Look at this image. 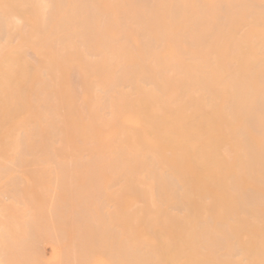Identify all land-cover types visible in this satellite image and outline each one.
<instances>
[{
  "label": "bare ground",
  "instance_id": "bare-ground-1",
  "mask_svg": "<svg viewBox=\"0 0 264 264\" xmlns=\"http://www.w3.org/2000/svg\"><path fill=\"white\" fill-rule=\"evenodd\" d=\"M0 115V179L69 170L54 261L264 264V0H0Z\"/></svg>",
  "mask_w": 264,
  "mask_h": 264
},
{
  "label": "rangeland",
  "instance_id": "rangeland-1",
  "mask_svg": "<svg viewBox=\"0 0 264 264\" xmlns=\"http://www.w3.org/2000/svg\"><path fill=\"white\" fill-rule=\"evenodd\" d=\"M2 116H3V118H10L11 116H12V118H15V117H13V116H16V117H17L18 115H7V116H9V117H6V116L4 117V115H2ZM19 116H21V115H19ZM26 117H27V116H26ZM29 117H30V116H29ZM31 117H32V116H31ZM33 117H34V116H33ZM0 118H1V115H0ZM21 118H23V117L21 116ZM27 118H28V117H27ZM1 124H2V123H0V125H1ZM3 124H6V123H3ZM3 124H2V125H3ZM9 124H11V123H9ZM9 124L7 123V125H5V127L1 125V128H2V127L6 128V127L8 126V129H9ZM25 124H26V123H25ZM25 124L22 123V125H25ZM14 125H15V124H14ZM27 125H28V124H27ZM34 125H35V124H34ZM29 126H30L29 128L31 129L32 125L30 124ZM12 127H13V125H12ZM12 127H11V128H12ZM17 127H18V126H17ZM34 127H35V126H34ZM1 128H0V131L3 130V129H1ZM14 128H15V126L12 128V130L9 129V130H10V133L8 132L9 135H10V134L12 135V136L10 135V137H12L13 140H14V138H16L17 136L19 137V135H17L19 130H18L17 133H16V131H14V130H16V129H14ZM19 128H20V127H19ZM19 128H17V129H19ZM25 128L27 129L28 127L25 126ZM25 128H24V129H25ZM29 128H28V129H29ZM6 129H7V128H6ZM8 129H7V131H9ZM13 129H14V130H13ZM21 129H23V128H21ZM4 131H5V130H4ZM11 131H12V132L14 131V133H16V134L11 133ZM23 131H24V130H23ZM23 131L20 130V136L23 137V138L21 137L22 140H26L27 137L23 136V133L21 134V132H23ZM25 131H26V130H25ZM0 133H3V131L0 132ZM6 133H7V132H6ZM6 133H5V135H6ZM24 134H25V133H24ZM9 135H7L5 138L3 137L4 139L1 137V136H4V135L1 134V136H0L1 139H3L2 142H4L3 145L5 146V147H3V145H2V148L0 147V148L2 149V151H3L4 149H7V148H6V145L8 144V142H10V141L12 140V138H11L10 141L5 140L7 137H9ZM16 135H17V136H16ZM28 137H29V136H28ZM36 137H37V136H34V137L30 138V139H34L33 141H35V140L37 141V138H36ZM42 137H43V136H42ZM42 137H40V139H39V136H38V140H41V139L44 138V137H43V138H42ZM7 139H10V138H7ZM16 139L18 140V138H16ZM30 139L27 138V140H30ZM44 139H46V138H44ZM46 140H47V139H46ZM0 141H1V140H0ZM6 141H8V142H6ZM44 141H45V140H44ZM9 145H10V144L7 145V147H8L7 150H8L9 153H11V152H12V151H11V150H12L11 148H13V147H11V148L9 149V147H10ZM26 148H27L26 151H27V150L29 151L31 147H26ZM14 149L17 150L16 147L13 148V151H14V152H12V153H15V152H16ZM24 149H25V147H24ZM7 150H4V151H3L4 154H3V152L0 153V154L3 155V158H5V157H4L5 155H6L7 157H9L10 154L7 155V154H8ZM20 150H21V148H20L18 151L20 152ZM39 150H40V149H39ZM10 151H11V152H10ZM18 151H17V153H18ZM28 151H27V152H28ZM37 151H38V150H37ZM40 151H41V150H40ZM0 152H1V151H0ZM6 152H7V154H5ZM21 152L24 153V151H21ZM32 152H33V149H32ZM41 152H43V149H42ZM44 152H45V151H44ZM31 154H32V153H31ZM31 154H30V155H31ZM37 154H38V157H39V155H40L41 153H37ZM37 154H35V155L37 156ZM43 154H44V153H43ZM48 154H51V153H48ZM48 154H44V155H47V157H48V156H49ZM14 155H15V154H14ZM28 155H29V153L27 154V156H28ZM33 155H34V154H33ZM35 155H34V156H35ZM10 156H12V158H14L12 154H11ZM17 156L20 157V156H19V153H18V155L16 154V159H17ZM34 156H33V157H34ZM41 156H42V155H41ZM41 156H40V157H41ZM7 157H6L5 159H3V161H4L5 163H8V162H6L5 160L8 161L9 158H10V157H9V158L7 159ZM30 157H32V156H30ZM30 157H29V158H30ZM40 157H39V158H40ZM44 157H45V156H44ZM20 158H21V157H20ZM41 158H42V157H41ZM41 158H40V159H41ZM48 158H49V159L45 158L46 161H47V160H50L51 162H50V163H49V162H46L45 164H44V163H39L41 166L38 165V163H36V165H34V163L31 162V163H33V165H31V163L28 162L30 165L28 166V165L26 164V167H25L26 169H27V168L30 169V170H28V171H26V169H24V166L22 167V168H23L22 171H25V172H26L27 174H29V176H31V177H29L28 175H26L25 172H21V171H20L21 173L19 174V172H13V170H11V171H10V172H11V173H10V176L7 177L8 179H6V176H7V175H6V176H3V174L1 173V175H2V176H1L2 181H1V179H0V186L2 187L3 184H5V186L2 187L3 189L0 187V202H1L2 200H4V199H5V200L2 201L1 204H0V210L2 209V211H3V212L0 211V215H1V216H0V218H1L0 222H2V224H3V223H5V224L8 223L7 226H9V225L11 226V225H13V224H14L15 226L13 225V226H14V230H13V227H12V226H11V227H12V229H11V227H7L6 225L4 226V225L0 224V226H1V227H0V234L3 236V237H2V236L0 235V241H1V242H0V246H1V247H0V248H1V249H0V253H1V252L3 253V254L1 253V255L8 254V255H6L5 257H3V256H1V257H2V258H6V257H7L6 260H7V259L9 260V262H6V263H5L4 259H2V258L0 257V260H1V259L3 260V262H2V260H1L0 264H3V263H4V264H8V263H9V264H15V263H16V264H21V263H22V264H24V263L29 264V263H27V262H29L30 259H32V260H30V261H31L30 264H39L40 262H41V264H44L45 261L47 262L46 264H49V263H50V264H54V262H55V264H61V263H59V262H60L59 258H57L59 262L56 261V260H57L56 258H55V261H54V255H55V253H57V252H56L57 248H55V246L53 247V244L56 245V246L58 247L60 253H61V252L65 253V251H63L64 249H63V250L61 249L62 251L60 250V247L62 248L63 243H64V244L67 243L66 241H65V242H62V240H66V237H67V234H68V232H67V227H66L67 224H66L65 226H63L64 228L66 227V228H65L66 230H63L64 228L62 229V226L60 225L61 228L58 227V228L60 229V230H58V232L56 231L57 228L55 227L54 224L58 225V224H62L64 221L67 222V218H65V215L67 214V212H66V214H64V215L62 214V216H64V217H62L61 214H60V216H61V217H60L61 219H60L59 216L57 217V215H59V214H58L59 212L56 210L57 212L55 213V210H54L52 207H55L54 205H55L58 201H60L61 204H60L59 202H58V203H59L60 205H59L58 203H57V204H58L60 207H62V205H63L62 208H64L65 203L68 204V202H65V201H67V200L69 199V198L66 199V198L68 197L66 193H67V188L69 187V185H68V187H66V186L63 187V185H66L67 182L64 181L63 179H61V180H59V179H60V178H63V176H64L65 174L68 175V174H69V170L65 169V167L63 168V165L65 166V164H64V160H62V157H61V159H60V158L58 159V166H56V165H52V161H53V160H52V156H51V159H50V157H48ZM54 158H55V157L53 156V159H54ZM56 158H58V157H56ZM0 159H2V158H0ZM10 159H11V158H10ZM23 159H24V157H23ZM33 159H34V158H33ZM35 159H36V158H35ZM40 159H37L38 162H41ZM45 159H43V161H45ZM19 160H21V159H19ZM19 160H18V163H20ZM25 160H28V158H27V159L25 158ZM55 160H56V159H54L53 162H55ZM59 160H60V161H59ZM3 161H2V162H3ZM11 161H13V160L11 159ZM30 161H31V160H30ZM4 162H3V163H4ZM16 162H17V161H16ZM16 162H15V163H16ZM22 162H23V161H22ZM22 162H21V163H22ZM24 162L26 163V161H24ZM56 162H57V160H56ZM56 162H55L54 164H56ZM60 162H62L63 165L61 164V165H62V166L60 165L61 168L58 169V167H60V166H59V163H60ZM48 163L51 164V165H49ZM8 164H9V163H8ZM12 164H13V163H12ZM22 164H24V163H22ZM98 164H99V163H98ZM98 164H97V165H98ZM5 165H7V164H5ZM5 165H4V164H3V165H0V166H2V171H4V170H3V168H4L3 166H5ZM16 165H17V164H16ZM19 165H21V164H18L17 166H19ZM24 165H25V164H24ZM73 165H74V164H73ZM76 165H78V164H76ZM81 165H82V164H81ZM84 165H85V164H84ZM87 165H88V164H87ZM89 165H91V164H89ZM99 165H101V163H100ZM102 165H103V164H102ZM11 166H12V165H11ZM27 166H28V167H27ZM31 166H32V168L38 166V168H37V169H35V168L32 169ZM42 166H44V168H45V167L47 168L48 166H49V167L52 166L53 168L56 167V168L58 169V172H59L60 170L62 171V169H64L63 172L65 171V172H64L65 174H64V175L62 174V175H60V177H59V174H60V173L58 174L57 171H56V172L54 171V170H56V169H53L54 174L56 173L57 176H56V175H52V174H53V171L51 172V168H49V167H48V168H49V170H48L49 172H48V173H44V172H47V171H45L46 168L44 169ZM6 167H7V166H6ZM6 167H5V168H6ZM8 167H9V166H8ZM8 167H7V168H8ZM29 167H30V168H29ZM0 168H1V167H0ZM5 168H4V169H5ZM12 168H13V167H12ZM15 168H16V170H14V171H18V170H17V167H14V169H15ZM39 168H41V169H39ZM19 169H21V168H19ZM34 169H35V170H34ZM33 170H34V171H37V170L40 171V172H38V171L36 172L37 175H38L39 177H38L37 175H36V176H32V175H35L34 172H33ZM0 171H1V170H0ZM5 171H6V170H5ZM29 171H31L32 173H31V172L28 173ZM41 171H42V172H41ZM61 171H60V172H61ZM6 172H7V171H6ZM8 172H9V169H8ZM63 172H62V173H63ZM4 173H5V172H4ZM23 173H24V174H23ZM39 173H41L42 176H40L41 174H39ZM43 173H44V175H43ZM6 174H7V173H6ZM11 174H13V175H11ZM30 174H32V175H30ZM4 175H5V174H4ZM16 175H17V176H20V177H16V178H15ZM46 175H48V177H47ZM50 175H51V176H50ZM66 175H65L64 177H66ZM21 176L24 178V180L22 179ZM44 176H45V177H44ZM49 176H50V177H55V176H56V177H55V178H56V182L59 181V182H60V183H59L60 185H57L58 183L56 184V182H54V185H53V183H52L53 180H51V179H54V178H49ZM2 177H3V178H2ZM4 177H5V179H4ZM32 177H35V178H32ZM37 177H38V178H37ZM42 177H43V179H42ZM57 177H59V178H57ZM10 178H12L13 180H14V178H15V179H17V180H15V181L13 182V180H10ZM19 178H20V179H19ZM31 178H32V179H31ZM39 178H40V181H41V179H42L41 183H40V181H39ZM67 178H68V176H67ZM67 178H64V179H67ZM3 179H4V180H3ZM21 179H22V180H21ZM30 179H31L33 182H32ZM34 179H35V180H34ZM37 179H38V181H36ZM29 180H30V182H28ZM49 180L52 181V182H51L52 184L50 183ZM62 180H63L64 182H66V184H64ZM80 180H81V179H80ZM80 180H79V181H80ZM20 181L22 182L21 185L19 184L21 187H20V189H19V187H18L17 189H19V190L22 191L21 194L18 193L19 190H18V192H17V189H16V185H17V184H15V183H21ZM23 181H24L25 186H26L27 188L24 186ZM35 181H36V182H35ZM67 181H68V179H67ZM3 182H4V183H3ZM31 182H32L33 185L31 184ZM37 182H39V183H37ZM47 182H48V184H51V187H50L51 190H52V191L50 192L51 194H50V193L48 194V190H49L50 188H48L49 185L47 184ZM28 183H29L30 185H29ZM36 183L38 184V186L36 185ZM1 184H2V185H1ZM41 184H42V185H41ZM62 184H63V185H62ZM12 185H15V187L12 186ZM19 185H18V186H19ZM34 185H36V186H34ZM44 185H46V186H44ZM78 185H80V184H78ZM43 186H44V187H43ZM57 186H59L60 191L62 190V191H61L62 193L59 191V188H57V190H54V188L56 189ZM60 186H61V187H60ZM12 187L15 188V189L13 188V191L11 190ZM22 187H23L24 189H21ZM30 187L32 188V190H33V188H34V190H33V191H34V194L36 193L37 195H36V194H35V195L33 194V192H32V190L30 189ZM37 187H40V188L42 187V188H43V189L41 188V189H42V192L44 191V188L47 187V189L44 191L45 194L42 193V192H41V189H40V188H37ZM52 188H53V189H52ZM61 188H62V189H61ZM5 189H6L7 192L5 191ZM28 189H29V190H28ZM35 189H36V190H35ZM2 190H4V192H2ZM15 190H16V192H15ZM11 191L15 193L14 196L12 195L13 193H11V195H10V192H11ZM29 191H31V192H29ZM56 191H59L58 193H61V195H60V194L58 195V194L56 193ZM5 192H6V194L3 196L2 193H5ZM24 192H26V193H24ZM39 192H40L41 195H38ZM65 192H66V193H65ZM55 193H56V194H55ZM63 193H64L67 197H63V196H64ZM19 194H20V195H23V198L26 197V199L24 200L21 196H20L21 199H20V198L17 199V198L19 197V196H18ZM32 194H33V195H32ZM52 194H55L56 196H60L61 198H60V197L57 198L55 195L52 196ZM15 195H16V196H15ZM24 195H25V196H24ZM43 195H45V196H43ZM2 196H3V197H2ZM6 196H7V197H12L13 200L11 201V199H6ZM30 196H31V197H30ZM32 196H33V197H32ZM41 196H42V198H41ZM46 196H47V197H46ZM15 197H16V198H15ZM37 197H39V202H38V200H37V199H38ZM45 197H46V199H47V198H48V199H47V200H44ZM53 197H56V198H53ZM29 198H30V199H29ZM43 198H44V199H43ZM1 199H2V200H1ZM15 199L18 200V201H19V200L21 201V200L23 199L24 201H22V202H24V203H25L26 205H28V206H26L25 204H23L24 206H23V205H22V206H21V205L19 206V204H20L21 202L18 203V201H17V203H16ZM27 199H28V200H27ZM32 199L34 200V202L37 201V203L35 202V203H36V204H35V203L33 202ZM49 199H50V200H49ZM53 199H55V200L53 201ZM6 200H7V201H6ZM8 200L11 201V202L9 203ZM30 200H31V201H30ZM51 200H52V201H51ZM61 200H62V201H61ZM29 201H30V202H29ZM43 201H44V202H43ZM45 201H46V202H45ZM48 201H51V202H50L51 204H52V202H53V203H54L53 206H52V205L49 206V202H48ZM31 202H33V204H34V206H33V204H31L32 207L29 206V205H30L29 203H31ZM41 202H42V204H41ZM47 202H48V203H47ZM64 202H65V203H64ZM15 203H16V205H15ZM27 203H28V204H27ZM43 203H44V204H43ZM62 203H64V204H62ZM10 204H12V206H11ZM21 204H22V203H21ZM13 205H14L15 207H13ZM43 205H45V206H43ZM46 205H48V206H46ZM10 206H11V207H10ZM16 206H17V207H16ZM38 206H40V207H38ZM51 206H52V207H51ZM59 206H57V207H59ZM66 206H67V205H66ZM4 207H5V208H4ZM12 207H13V208H12ZM20 207H21V208H20ZM28 207H29V208L31 207V208L29 209ZM35 207H38V208L36 209ZM60 207H59V208H60ZM9 208H11L10 210H12V211H10L11 213L9 212ZM15 208H18V209L20 208L19 211H16V212H14V214H13L14 216H15V214H16V216H15L16 218H14V216H12L13 211H14V210H17V209H15ZM25 208H28L29 211H28V209H25ZM39 208H41V209H39ZM50 208H51V210H52V211H51V214H52V212H53L52 215H54V217L49 213V212H50ZM59 208H58V209H59ZM62 208H60V209H62ZM67 208H68V206L66 207V209H67ZM31 209L33 210V213H34V214H33V213L31 214V211H32ZM38 209H39V210H38ZM42 209H43V211H46L47 213H49L48 216H46L47 213H46V214H43V213H42V212H43ZM56 209H57V208H56ZM26 210H27L28 212H27ZM30 210H31V211H30ZM47 210H48V211H47ZM6 211H7V214L9 215V217L7 216L8 219H9V221H8L7 217L4 215V213L6 214ZM21 211H22V213H20ZM24 211H25V212H24ZM35 211H38V212L35 213ZM39 211L41 212V214H43L42 216H41V214L39 213ZM60 211L63 213V212H64V209H63V210H60ZM1 212H2V214H1ZM29 212H30V213H29ZM25 213L28 215V217L26 216ZM38 213H39V214H38ZM44 213H45V212H44ZM10 214H11V216H10ZM18 214H20L21 216H19ZM37 214H38V216H37ZM56 214H57V215H56ZM17 215H18L19 217H17ZM22 215H23V216H22ZM33 215L35 216V218H34ZM4 216L6 217V219H5ZM29 216H31V219L28 220V218H30ZM45 216H46V218H45ZM49 216H51V217H49ZM22 217H23V218H22ZM24 217H25V218H24ZM36 217H37V218H36ZM52 217H53V219H54L55 217L58 218V219H60V220H59L60 222H58V224H57L56 218L54 219V220L56 221V223H55V221H51ZM66 217H67V215H66ZM3 218H4V220H3ZM32 218H33L34 220H33ZM38 218H39V219H38ZM48 218H49V219H48ZM11 219H12V220H11ZM13 219H15V220L17 221V223H16V222L13 223V222L15 221V220H13ZM20 219H21L22 221H21ZM23 219H24V222L26 221V223H28V221H30V220H33V223H32V222H31V223H32V224H35V225L30 224V225L33 226V229H32V226H30V225H28V227L24 228L25 225H26V223L23 224V223H24V222H23ZM44 219H45L46 221H47V219H48V221H47V222H46V221H43ZM53 219H52V220H53ZM2 220H3V221H2ZM5 220H6V222H5ZM49 220H50L51 222H49ZM7 221H8V222H7ZM34 221H35V223H34ZM10 222H11V223H10ZM36 222H37V223H36ZM53 222H54V223H53ZM66 222H65V223H66ZM9 223H10V224H9ZM12 223H13V224H12ZM45 223H46L47 226L45 225ZM48 223H49V224H48ZM42 224L45 225L46 227H48V226L51 224L52 226L50 225L48 228H50V227H54L55 233H56V232L58 233V235H57L56 237H55L56 234H54V235H50V237H53V236H54L53 238H55V239L52 238L54 241H52L51 238H48V237H47L48 234H50V233H48V232H49L51 229H50L49 231H48L47 229L42 230V229L45 228V227H42V226H43ZM18 225H19V227H18ZM62 225H63V224H62ZM2 226H3L4 228H3ZM16 226H17L18 228H17ZM23 226H24V227H23ZM29 226H30L31 229L29 228ZM5 227L8 228V230H6ZM15 227L17 228V230H15ZM9 228H10L11 231L13 230V232H11V231L9 230ZM28 228H29L30 230H28ZM34 228L36 229L35 232H33V231L35 230ZM18 229H19V230H18ZM25 229H26V230H25ZM32 230H33V231H32ZM52 230H53V229H52ZM52 230H51V232L54 233V230H53V231H52ZM7 231H8V233H7ZM14 231H15V232H14ZM16 231H17V232H19V231H23V232H19V233H17ZM24 231L27 233V235L29 234V236H31V237H29V241L33 238V239H32L33 241H30V243L33 242L32 245H33L34 247L36 246V248H34L33 246H31V244L28 243L29 241H28L27 243L30 245V247H29V245H27V244H25V243L23 242L24 240L21 238V234H22V235L24 234L25 236H27L26 233H24ZM31 231H32V232H31ZM41 231H43V232L45 231V232H44L45 234H43V232L41 233ZM47 231H48V232H47ZM59 231H60V232H59ZM12 233H13L14 235H13ZM16 233H17L18 235H17ZM46 233H47V234H46ZM53 233H51V234H53ZM59 233H61V234L63 233V235H62V236H63V239H62V237L59 235ZM11 234H12V235H11ZM41 234H42V235H45L48 239H51L50 241L52 242V244H51L49 241H47V242L44 241V240L46 239V237H43L42 240L39 239V238L42 237ZM5 235L7 236V238L5 237ZM9 235H10L11 237H8ZM16 235H17V236L20 235V236H19L20 239H18V238L16 237ZM24 235L22 236L23 238L25 237ZM39 235H41V237H40ZM1 237H2V238H1ZM4 237H5V239H4ZM27 237H28V236H27ZM27 237H26V238H27ZM59 237H60L62 240H61ZM15 238H16L17 240H16ZM26 238H24V239H26ZM67 238H68V237H67ZM3 239H4L5 241H4ZM6 239H7V240H6ZM8 239H11L10 243H9ZM12 239H13V240H12ZM21 239L23 240L22 243H23L25 246H27V247L30 248V249H29L30 251H26V250H28V249H26L27 247L25 248L24 245H23V247H22V248L25 249V251H26L27 253H29L28 256H27V254H26L25 251H24L25 253L22 251L23 249H22V250H19V249H21V248H19V247H21L22 244H21V246H20V243H19V247H17V246H18V242H20ZM27 239H28V238H27ZM2 241H4V243H3ZM6 241H7V244H5ZM15 241H16V242H15ZM39 241H40V246H41V247H39ZM67 241H68V239H67ZM13 242H15V243H13ZM43 242L45 243V245L43 244ZM53 242H54V243H53ZM2 243L5 244V245H1ZM41 243H42L43 246L41 245ZM58 243H61V245H60V244H59L60 246L57 245ZM10 244H11V245H10ZM5 246H8L9 248L6 247V249H4L5 251H3V247H5ZM12 246H14V247H16V248H14V247H12ZM31 247H33V250H32ZM64 247H66V245L63 246V248H64ZM11 248H12V249H15V250H12ZM18 248H19V249H18ZM39 248H42V249H40L41 251L39 250ZM54 248H55L56 250H55ZM16 249H17V250H16ZM34 249H35V250H34ZM6 250H8V251H6ZM52 250H53V251H52ZM10 251H11V252H10ZM13 251H14V252H13ZM17 251H18V252H17ZM39 251H40L41 253H42V251H43L42 255L44 254V255H45L44 257L47 256L46 258H44L45 261H44L43 263H42V261H40V259H39V258L41 257V260H43V259H42V255H40L41 253H40ZM46 251H47V252H46ZM15 252H16V254H15ZM19 252H21V253L19 254ZM31 252H34V254H32ZM39 253H40V254H39ZM53 253H54V255H53ZM63 253H62V254H63ZM17 254H18L19 256H20V255H21V256L19 257ZM30 254H31V255H30ZM62 254H61V255H62ZM15 255H17V256H15ZM23 255H25V256H23ZM57 255L59 256V253H58ZM13 256H14V257H13ZM26 256H27L29 259H27ZM30 256H32L33 258L30 257ZM39 256H40V257H39ZM63 256L66 258V255H65V254H64ZM56 257H57V256H56ZM59 257L61 258V256H59ZM64 257H63V258H64ZM14 258H15V259H14ZM18 258H19V259H18ZM21 258H22L23 260H20ZM63 258H62L63 261L61 260L62 264H63L64 261L67 260V259H63ZM13 259H14V261H13ZM25 259H26V262H23V261H25ZM48 259H49V261H47ZM8 260H7V261H8ZM18 260H19V261H18ZM11 261H12V263H11ZM39 261H40V262H39ZM48 262H49V263H48ZM56 262H57V263H56ZM94 262H97V261H94ZM64 263H66V262H64ZM94 264H97V263H94Z\"/></svg>",
  "mask_w": 264,
  "mask_h": 264
}]
</instances>
